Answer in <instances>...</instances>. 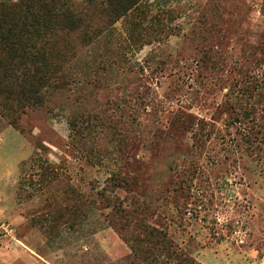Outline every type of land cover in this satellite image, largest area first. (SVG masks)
Masks as SVG:
<instances>
[{"label": "rangeland", "instance_id": "obj_1", "mask_svg": "<svg viewBox=\"0 0 264 264\" xmlns=\"http://www.w3.org/2000/svg\"><path fill=\"white\" fill-rule=\"evenodd\" d=\"M144 4L22 134L0 116V264H145L112 205L195 264H264V0Z\"/></svg>", "mask_w": 264, "mask_h": 264}, {"label": "trees", "instance_id": "obj_2", "mask_svg": "<svg viewBox=\"0 0 264 264\" xmlns=\"http://www.w3.org/2000/svg\"><path fill=\"white\" fill-rule=\"evenodd\" d=\"M146 8L144 0H0V116L22 134L19 122L26 110L45 107L81 73L73 64L78 51L93 49L109 27L132 13L138 18ZM84 68L88 79L100 72L99 66ZM112 210L120 236L134 227L137 235L126 242L143 263L163 264L159 259L166 258L169 264L173 257L176 264H195L181 257L165 234L130 220V211L114 205Z\"/></svg>", "mask_w": 264, "mask_h": 264}]
</instances>
